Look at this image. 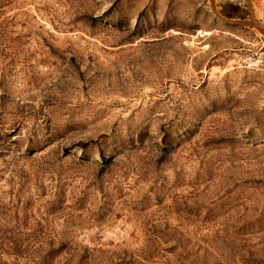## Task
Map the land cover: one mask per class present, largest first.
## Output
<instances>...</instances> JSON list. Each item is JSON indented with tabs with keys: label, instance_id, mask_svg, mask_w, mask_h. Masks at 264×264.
<instances>
[{
	"label": "rangeland",
	"instance_id": "374dc122",
	"mask_svg": "<svg viewBox=\"0 0 264 264\" xmlns=\"http://www.w3.org/2000/svg\"><path fill=\"white\" fill-rule=\"evenodd\" d=\"M264 0H0V264H264Z\"/></svg>",
	"mask_w": 264,
	"mask_h": 264
},
{
	"label": "water",
	"instance_id": "95a60500",
	"mask_svg": "<svg viewBox=\"0 0 264 264\" xmlns=\"http://www.w3.org/2000/svg\"><path fill=\"white\" fill-rule=\"evenodd\" d=\"M220 20L225 22L226 24H229L231 26H249L257 30L260 34L264 36V29L259 25V23H256V21L253 19L251 14L249 13V20L248 21H231L227 20L223 17H219Z\"/></svg>",
	"mask_w": 264,
	"mask_h": 264
},
{
	"label": "bare ground",
	"instance_id": "6f19581e",
	"mask_svg": "<svg viewBox=\"0 0 264 264\" xmlns=\"http://www.w3.org/2000/svg\"><path fill=\"white\" fill-rule=\"evenodd\" d=\"M259 25L264 29V23L263 22H257Z\"/></svg>",
	"mask_w": 264,
	"mask_h": 264
}]
</instances>
